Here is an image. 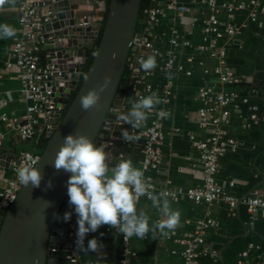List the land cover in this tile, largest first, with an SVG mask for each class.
Here are the masks:
<instances>
[{"label": "crops", "instance_id": "crops-1", "mask_svg": "<svg viewBox=\"0 0 264 264\" xmlns=\"http://www.w3.org/2000/svg\"><path fill=\"white\" fill-rule=\"evenodd\" d=\"M22 1L15 0L14 5L6 4L0 8V24L6 23L16 31L14 37L0 39V103L6 101L5 105H0V154L35 151L34 139L24 141L17 125L32 102L26 100L22 93L19 69L16 66L7 67V63L15 61L14 45L21 38L19 6ZM39 1L42 4L40 12L44 13L49 7V0ZM73 1L81 17H87L95 25L100 24L107 0ZM211 1L178 0L187 10L179 14L177 10L166 9L153 31L154 48L161 56L154 54L156 67L149 79L152 92H156L161 100L163 87L170 82L172 84L171 102L166 107L171 115L163 121L164 138L158 165L144 166L145 138L139 135L151 122L153 112L148 114L145 124L135 130L140 137L138 141L127 143L121 139L122 129L133 130L131 125L119 119L114 121L111 131L106 134V162L109 168L114 167L123 154L135 167L144 171V176L152 178L158 185L170 181L185 188L200 186L204 176L195 142L207 139L219 128L225 132L222 142L233 139L237 149L227 151L223 156L221 168L216 174L217 182L238 197L257 195L264 198V0H216L215 12L211 8ZM159 2L165 3L166 0ZM228 3H233L235 10L230 12L226 7ZM240 5L243 8H238ZM254 11L258 13L256 21L251 19ZM213 14L221 22L231 20L237 27L234 34H224L218 38L215 48L211 47L215 34L206 37L203 30L205 20ZM223 31V27L219 28V32ZM48 45L44 43L40 51L46 64L51 58ZM202 47L205 49L202 50ZM222 51L226 53L227 66L239 79L236 84L221 83L214 73L220 64ZM145 53L153 54L151 51ZM171 56L175 60L174 67L167 75L164 68ZM201 88H214L226 93L236 91L248 98L249 102L245 104L238 100L232 104L228 123L218 126L210 124L204 128L198 121L199 110L204 107L200 97ZM130 100H135L134 94H124L122 104L115 108L114 114L130 110ZM252 106L257 107V123L249 120ZM162 107V103H159L153 110ZM2 114L14 124L9 125L1 120ZM246 121L251 126L246 127ZM14 178L13 169H0V191ZM230 184H233L232 187ZM169 200L173 209H179L181 217L179 226L167 236L157 232L153 237L149 232L143 240L133 236L125 241L118 230L101 225L95 232L86 234L84 239L87 247L88 241L96 238L102 245L101 249L85 252L76 246L79 264H188L184 255L188 234L195 232L200 222L209 219L216 225L204 231L198 264H264V216L261 213H250L245 206L231 213L220 202L198 203L190 198ZM137 209L146 211L150 216V225L160 218V213L152 207L148 198L139 199ZM75 226L78 230L77 214ZM246 251H249V255L244 257Z\"/></svg>", "mask_w": 264, "mask_h": 264}, {"label": "water", "instance_id": "water-1", "mask_svg": "<svg viewBox=\"0 0 264 264\" xmlns=\"http://www.w3.org/2000/svg\"><path fill=\"white\" fill-rule=\"evenodd\" d=\"M47 4L44 14L53 12L45 25L47 48L51 50L48 64L54 66L48 81L58 110L51 119L54 127L37 164L43 176L40 186L20 185L10 207L0 213V264H76L69 258L70 240L64 220L65 212L76 216L67 195L66 182L71 173L57 171L52 162L68 134H86L97 147L107 141L102 128L105 123H114L113 109L122 104L124 94L118 90L140 21L141 0H109L103 28L81 17L73 0H49ZM101 30L100 42L92 54L90 47ZM91 58L88 79L79 86L82 69ZM105 76L112 79L100 94L99 104L83 110L80 97L98 88ZM19 155L1 153L0 169H13Z\"/></svg>", "mask_w": 264, "mask_h": 264}, {"label": "built area", "instance_id": "built-area-1", "mask_svg": "<svg viewBox=\"0 0 264 264\" xmlns=\"http://www.w3.org/2000/svg\"><path fill=\"white\" fill-rule=\"evenodd\" d=\"M41 5L39 0H23L21 2L19 6L21 38L14 45V63H7L8 68L16 66L19 69L22 93L26 100L32 102L23 120L17 124L19 134L24 141L39 138L42 135L49 138L51 130L54 127L51 119L58 110L48 81L54 66L49 64L43 65L40 55L42 45L46 43L45 25L51 20L53 12L48 11L46 14L40 12ZM226 7L230 12L235 10L233 3H228ZM211 8L214 12L216 11V0L211 1ZM238 8H243V5L238 6ZM166 9L177 10L179 14L187 10L185 6L178 3V0H166L165 3L159 2V0H152V5L143 11L141 19L142 29L139 32L136 31L133 39L129 57V60H131V75L128 84L131 88L130 92L134 94L135 100L140 96H148L153 91V86L150 84L149 79L153 76L155 68L150 72H145L140 66V60L147 58L148 54L145 53L146 51H151L153 54L161 56V53L154 48L152 37L154 28ZM262 12H264V8ZM257 15V11H254L251 19L256 21ZM230 17L232 18V15ZM222 27L224 31L219 32V28ZM203 30L206 37L215 34L211 41V47L215 48L218 38H221L224 34H234L237 32V27L231 20L221 22L213 14L209 19L205 20ZM173 43L176 44L177 41L174 40ZM185 44L188 45L189 42H185ZM201 49L204 50L205 48L202 47ZM174 62L175 60L172 56L166 62L164 69L167 75L171 74L170 71L174 67ZM214 73L221 83L236 84L239 82V79L226 64V53L224 51L221 52L220 64L215 68ZM171 89V82L163 87L164 96L161 99L163 107L152 111L153 117L151 122L139 132V135L145 138L143 145L145 167H156L160 161L161 145L164 138L163 121L165 117H162L159 113L162 110L169 112L166 107L171 102ZM200 97L204 103V107L199 110L198 121L204 128H207L210 124L218 126L220 123H228L231 113L230 106L238 100L245 104L249 102L248 98L242 97L239 92L226 93L222 90L216 91L214 88H201ZM5 104L6 101L0 103L1 106ZM256 109V106H252V113L249 119L252 123L259 121ZM114 110L115 108L113 112ZM1 120L8 122L9 125L14 124V122L9 121L5 114L1 115ZM250 122L246 121L245 126H251ZM112 125L105 123L102 128L103 132L106 134L110 132ZM224 135L225 132L216 128L207 139L195 142V147L199 154V163L204 176L202 185L185 188L173 185L170 181L164 185H158L152 178L144 176L149 186L154 188L156 193H160L161 191L166 192L168 198L174 201L190 198L198 203L220 202L225 204L231 213H234L240 206H245L250 213H261L264 216L263 197L257 195L238 197L228 187L220 185L216 180V174L221 168L223 156L227 151H235L237 149V143L233 139H227L224 143L222 142ZM106 144V142L100 143L104 149ZM40 154L34 151H25L14 162L13 171L15 178L10 180L0 191V213L3 209L10 207L20 188L21 184L17 179V168L22 162L40 160ZM232 185L230 184V187ZM144 197L147 198L146 196H142L140 199ZM214 225L216 224L211 219L200 222L195 232L188 234L184 252L188 264H198L201 255L199 247L204 243V231L206 228ZM66 229L69 233V246L71 248L69 258L72 262L79 264L76 254L77 228L75 226V217H72V215L66 222ZM248 255L249 251L243 253L244 257Z\"/></svg>", "mask_w": 264, "mask_h": 264}, {"label": "clouds", "instance_id": "clouds-1", "mask_svg": "<svg viewBox=\"0 0 264 264\" xmlns=\"http://www.w3.org/2000/svg\"><path fill=\"white\" fill-rule=\"evenodd\" d=\"M6 4L14 5L15 0H0V8ZM15 35L16 31L12 26L0 24V39L12 38ZM140 66L145 72L153 70L156 67L155 55L149 54L146 59L142 58ZM84 79H88V74H84ZM111 79V76H105L104 82L98 88H92L80 97L83 110L88 111L99 104L100 94L111 83ZM130 103V110L116 115V119L131 125L133 130L121 131V139L127 143L140 139L135 130L144 125L148 114L161 100L156 92H152L148 96H140L137 100H130ZM159 114L162 117L171 115L163 110ZM106 160L102 145L97 147L88 135L76 132L63 138L52 162L57 171L62 169L71 173L66 182L67 195L69 205L77 214L76 245L79 250L96 252L101 249L102 245L96 238L90 239L87 247L84 245L86 234L95 232L101 225L115 228L125 240L133 236L143 240L149 232L153 237L157 232L167 236L179 226V209L172 208L166 192L157 194L155 189L149 186L142 169L135 167L123 154L114 167L109 168ZM38 162L39 160H28L17 168V179L21 185L40 186L43 176L37 167ZM51 186L49 181L48 187ZM142 196H146L152 207L160 213V218L151 225L150 216L146 211L137 209ZM71 215V212H65L64 220H69Z\"/></svg>", "mask_w": 264, "mask_h": 264}, {"label": "trees", "instance_id": "trees-1", "mask_svg": "<svg viewBox=\"0 0 264 264\" xmlns=\"http://www.w3.org/2000/svg\"><path fill=\"white\" fill-rule=\"evenodd\" d=\"M151 5H152V0H141L140 21H139V24H138V27H137V31L138 32L142 29L141 19H142L143 11H144V9L150 7ZM108 10H109V0L106 1V8H105V12H104V17H103V19L100 22V24L102 25V28H103V25L105 23V20H106L107 14H108ZM101 35H102V30L100 31L99 37L96 39V41L90 47V52L92 54L94 53L96 47L98 46V44L100 42ZM41 62H42L43 65H46V63H47L46 59H45V57L43 55H41ZM91 63H92V58L88 61L86 66L82 69V75H81L79 86L81 85V83H82V81L84 79V74H87ZM130 75H131V60L128 61V64L126 66L125 73H124L123 78L121 80L118 93L126 94V93L130 92L131 88H130V86L128 84L129 83V79H130ZM74 97H75V95L73 96V98ZM48 139L49 138L45 137L44 135L40 136L39 138H34V142H35V145H34L35 151L34 152L41 153L42 150L47 145Z\"/></svg>", "mask_w": 264, "mask_h": 264}]
</instances>
